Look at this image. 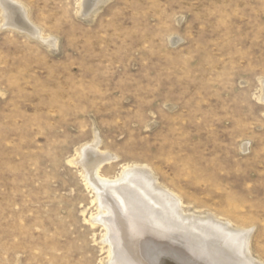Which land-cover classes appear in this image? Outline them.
<instances>
[{
	"label": "rangeland",
	"instance_id": "rangeland-1",
	"mask_svg": "<svg viewBox=\"0 0 264 264\" xmlns=\"http://www.w3.org/2000/svg\"><path fill=\"white\" fill-rule=\"evenodd\" d=\"M81 1L14 0L57 49L0 12V264H108L131 244L78 164L97 134L116 158L101 180L146 166L187 211L250 230L264 264V0H106L91 17ZM189 228H167L177 249L245 264L227 228Z\"/></svg>",
	"mask_w": 264,
	"mask_h": 264
},
{
	"label": "bare ground",
	"instance_id": "bare-ground-1",
	"mask_svg": "<svg viewBox=\"0 0 264 264\" xmlns=\"http://www.w3.org/2000/svg\"><path fill=\"white\" fill-rule=\"evenodd\" d=\"M105 2L106 0H82V16L89 17L92 13L94 14L97 8ZM0 12L3 18V24L1 26L12 27L26 32L32 38H37L41 40L43 44L57 49V40L54 38H44L40 29L32 25V22L30 24L28 19L29 16L23 5L14 2V0H0ZM261 100L264 102V90ZM100 139L97 134L92 145L83 148V150L81 149L82 151L79 154L80 160L78 164L83 168L86 174V181L91 185L90 187H93L97 191V194L101 193L100 191L103 190V195L105 194L107 200L111 202V205L109 204V207L106 208L107 210H111L110 213H112L113 219L117 220L121 228L120 233H123L122 235L132 240L129 245L127 243H122L115 255L110 253L112 256L108 259V264H194L193 261L191 262V254H196L195 256L197 259L203 262L201 264H208L210 260L213 264H226L231 257H233L230 255L234 253L226 255L229 250H220L218 247L219 245L217 246L218 248L216 246L210 248L200 244L199 246L197 245L196 248L195 244L191 247L187 244H183V249H179V247L177 249L175 244L171 241L174 236L171 235V232L166 231L167 228L172 231L174 229L178 230V227H181V229H179L181 233L183 227L187 229L189 226L190 228L187 234L192 233L200 241L212 240L207 236L208 228L212 226L216 228L217 231H220V228H227L233 239L230 238L232 240L231 242L234 247L239 249L238 251L240 252H238V254L245 259V264H259L258 261H256L257 259L255 260L252 258L250 253L251 250L249 251V240L252 234L250 230L247 232L245 230H235L233 228L235 230L233 231L230 228L233 226L231 223L227 224L226 222L220 221L218 218V220H216L213 216H205L199 212L197 215L194 212L191 213L187 211V208H183V201L177 197V194L175 195L173 192L167 191L164 186H161L154 178L155 175L153 176L150 170L145 168L146 166H144V168H138V166L126 168L123 177L121 179L119 178L120 181L118 182H109V180L106 181L107 179L105 180L104 178V180H101L100 171L103 166L115 161L116 158L111 154L99 151ZM247 147L248 145L242 147L244 152L248 151ZM141 185H146L150 188L149 192L155 194V196L152 194V196H154L153 199H151V195H149L147 199L145 195L143 196V194H141L140 190L136 189ZM147 194L148 193H146V196ZM145 198L146 201L144 200ZM152 200H154V202L156 201L155 204L151 203ZM147 203H149L150 206L145 205ZM103 209L105 208L103 207ZM99 210L101 209L99 208ZM99 214L101 215L100 211ZM95 221L97 222L98 220ZM200 228L206 230L207 233L197 232L196 230L199 229L200 231ZM119 240L121 239L119 238Z\"/></svg>",
	"mask_w": 264,
	"mask_h": 264
}]
</instances>
